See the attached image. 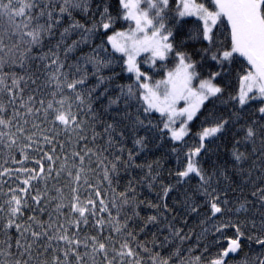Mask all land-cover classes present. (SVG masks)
Returning a JSON list of instances; mask_svg holds the SVG:
<instances>
[{
	"label": "trees",
	"instance_id": "1",
	"mask_svg": "<svg viewBox=\"0 0 264 264\" xmlns=\"http://www.w3.org/2000/svg\"><path fill=\"white\" fill-rule=\"evenodd\" d=\"M195 1L215 11L211 0ZM62 3L37 0L33 14L43 10V24L51 12L53 23L39 44H31L7 17L0 18V118L9 122L0 125V264H210L235 237L233 225L244 235L237 252L224 257L225 264H260L264 114L258 109L264 101L241 106L231 99L238 97L241 77L251 71L244 57L234 53L229 60L212 59L213 53L231 49L227 18L213 26L209 42L203 38V21L181 17L177 0H168L160 17L148 8L157 26L164 24L161 32H171L173 47L164 59L149 53L136 59L142 80L150 85L162 81L180 63L177 53L195 65L194 88L219 73L213 83L222 92L202 104L183 140L174 141L164 128L165 116L145 111L141 83L127 70L124 54L108 41L132 26L120 0H87L86 11L71 8L70 15L59 11ZM105 7L112 17L109 29L102 27ZM96 55L110 61L98 72L88 62ZM82 78L83 84L67 88ZM61 99L76 116L68 126L54 121L47 109L50 101L59 108L55 102ZM221 119L227 121L224 129L206 139L197 157L209 184L195 174L179 178L186 154L200 143L198 133ZM250 126L257 134L245 139ZM205 190L222 208L214 217ZM13 195L21 200L14 216L8 203ZM73 203L88 209L83 217L72 210ZM152 216L156 219L149 221ZM98 242L106 244L105 251L98 250ZM124 244L134 256L120 255L128 251Z\"/></svg>",
	"mask_w": 264,
	"mask_h": 264
},
{
	"label": "snow or ice",
	"instance_id": "2",
	"mask_svg": "<svg viewBox=\"0 0 264 264\" xmlns=\"http://www.w3.org/2000/svg\"><path fill=\"white\" fill-rule=\"evenodd\" d=\"M150 9H155L156 17H160L163 7L168 6V0H147ZM183 9L179 12L181 17L185 15H196L200 20L203 21V38L209 42L212 41V27L221 20V17H226L228 24L230 25V36H231V49L225 50L222 53H213L212 59L216 60L218 56L222 60H229L233 57L234 53H239L240 56L244 57L248 64L251 66V71L241 77V90L238 97H231L233 100H237L241 106L246 105L249 100L260 99L264 101V0H213L215 5V11H210L203 3H196L195 0H181ZM120 4L123 9L126 10L125 18L134 19L136 21L137 28L129 36H127L126 42L120 44L117 42L115 37L125 36L123 32H117L114 36H109L108 41L112 44V47L117 52L124 53L127 56L126 64L128 71H135L137 76L143 75L135 65V57L140 51H151L153 58L164 59L166 55L172 50V44L168 42L171 32L167 35H163L161 30L164 28V24L161 23L158 28L152 31L149 37L144 32L145 27L153 25V19L149 17L147 10H140V0H120ZM37 6V0H0V18L7 17L9 22L13 25L14 29L21 30L22 35L30 37L31 44H39L45 33H50L53 28L52 13L48 12V21L46 23H40V17L44 15L43 10L38 14H33L32 9ZM84 7L87 10V0H63L59 11L61 13H70L71 8ZM19 18V22H17ZM107 18V22L102 23L104 29H109L112 24V17L108 14V8L105 7L101 12V20L104 21ZM58 22V21H57ZM143 25V26H142ZM73 27H80L79 24L73 25ZM153 27H155L153 25ZM68 32V29L64 30ZM87 31H92L88 29ZM136 32H144L143 39L136 37ZM130 42V43H129ZM76 41L73 42V46L76 45ZM71 46L67 51H71ZM207 51V50H206ZM180 59V64L177 68L176 73H169L168 79L158 82L164 84L165 90L163 98L161 99L160 94L157 91H153L148 87L147 84L141 85L142 88L147 89V93L143 95L144 101L148 104L145 111L155 109L162 115L167 114L169 119L164 124L165 129H169L171 138L174 141H182L184 136L187 134V123L192 121L196 116L197 111L200 109L204 101L211 97L217 96L222 92V89L213 83V79L219 75V73H212V77L200 81L199 87H192V80L196 76L194 71L195 65L192 63H186V57L183 53H177ZM88 62L92 63L98 72L100 67L106 66L110 61H103L98 55L89 57ZM53 64L57 61L53 60ZM59 71V69H57ZM55 75V74H54ZM103 79V78H101ZM16 81H13L15 84ZM83 78L80 80H73L67 83L68 89H75L78 84H83ZM10 91V90H9ZM131 93V88H129ZM55 95V94H54ZM76 99L80 100L81 96L76 95ZM184 99L188 103V106L177 111L175 109V103L177 100ZM60 105L59 108L54 107V102H49L47 109L51 110V115L54 117V121H58L60 124L68 126L71 122L76 120V116L71 112V105L68 109H64L65 100L61 99L56 101ZM111 103H116L115 100ZM2 110V109H0ZM31 111V109H29ZM47 111V110H46ZM258 111L264 114V106H261ZM186 116V119L181 123L179 129L171 127L176 123V117ZM9 124L3 118H0V125L7 127ZM226 120H218L215 124L208 127H204L199 136V145L190 149L186 154V165L184 170L177 173L179 178L189 177L190 174H195L203 184H209L210 177L206 176L203 168L197 159L201 150L205 148V141L209 138H214L218 133L222 132ZM256 130L253 127H248L246 131L245 139L252 138L256 135ZM4 133L0 132V136ZM142 141L137 140L136 143L140 144ZM173 151H176L174 148ZM242 154H237L236 159H241ZM51 159V157H49ZM79 179V177H77ZM28 180L24 183L28 184ZM170 191L169 187L163 188L164 196ZM123 196V193L121 194ZM205 195L211 197L209 201L210 212L214 217L216 214L222 212V208L219 206V201L216 197H213L211 193L205 190ZM34 199H36L34 197ZM10 205L9 211L14 216L20 211L21 200L17 196L13 195L11 200L8 202ZM88 204H92L91 200L87 201ZM103 204V201H101ZM127 203V201H125ZM72 210L79 212L80 216L83 217L85 212L88 211L85 207H80L77 203L72 204ZM166 207V205H165ZM193 211L196 209L193 208ZM156 217H149V221L155 220ZM12 221L9 220L8 226H11ZM226 226V225H225ZM19 227V225H17ZM236 230L234 238H230L227 243L228 247L219 253L217 258L210 261V264H225L224 257L230 253L237 252L240 248V241L243 232L238 226L233 225ZM217 231H220L218 228ZM34 236L38 235L33 233ZM59 239L67 240V236H60ZM93 242L97 243L96 239L93 238ZM19 243V242H18ZM257 243L264 245V240L258 239ZM123 248L128 249L126 253L121 252L120 255L134 256L135 253L129 248L128 244L122 245ZM106 244L98 242V250L105 251ZM96 251L97 249H93ZM79 259V257H77ZM199 257L196 258L199 261ZM16 264H20L19 261ZM135 264H139L136 261ZM155 264V260H154ZM160 264H168L167 260H163ZM260 264H264V259H261Z\"/></svg>",
	"mask_w": 264,
	"mask_h": 264
},
{
	"label": "rangeland",
	"instance_id": "3",
	"mask_svg": "<svg viewBox=\"0 0 264 264\" xmlns=\"http://www.w3.org/2000/svg\"><path fill=\"white\" fill-rule=\"evenodd\" d=\"M178 1V4L180 5V10H179V12L183 9V5H182V3H181V0H177ZM212 2H213V0H211ZM157 2H158V0H157ZM196 2V1H195ZM143 4L147 7V9L146 8H144L143 7ZM214 4V3H213ZM215 6V5H214ZM148 8H149V4H148V2H147V0H140V10L141 11H145V10H147L148 12H149V14H150V10H148ZM163 8H165V7H163ZM125 10V9H124ZM216 10V9H215ZM125 13H126V10H125ZM185 16H188V17H190V16H196V15H185ZM150 17V16H149ZM127 20H129V21H131L132 22V26H131V28L129 29V30H122V31H118V32H123V33H125V36H118V37H115L116 38V40H117V42L118 43H120V44H124L125 42H126V39H127V36H129V35H131L135 30H136V28H137V25H136V21L134 20V19H127ZM157 24L158 23H155L154 21H153V25L155 26V27H153V25H149V26H147V27H145V29H144V32H146L147 33V35L150 37L151 36V33H152V31H154L155 30V28H158V26H157ZM143 26V25H142ZM213 28V27H212ZM144 32H136V37L138 38V39H143V37H144ZM162 33V32H161ZM163 35H165L164 33H162ZM115 34H113L112 36H114ZM130 43V42H129ZM112 45V44H111ZM117 52V51H116ZM118 53H121V52H118ZM145 53H149V54H151L152 55V53H151V51H140L139 52V54L138 55H136V57H135V65H136V59L140 56V55H142V54H145ZM122 54H124V53H122ZM124 56H125V59H126V61H127V56L124 54ZM153 57V56H152ZM187 63V62H186ZM180 64V63H179ZM179 64L173 69V70H171L169 73H176V71H177V68H178V66H179ZM136 67H137V65H136ZM127 70H128V66H127ZM131 73H133L136 77H137V79L139 80V82L141 83V85H143V84H147L148 85V87L149 88H151L153 91H157L158 92V94H160V96H161V99L163 98V93H164V90H165V86H164V84H159V86L157 87V85H158V83L157 84H154V85H150V84H148L146 81H144V80H142L141 78H140V76L138 77L137 76V73L135 72V71H132ZM168 73V74H169ZM168 74L165 76V78L162 80V81H164V80H167L168 79ZM193 87V86H192ZM199 87V85L196 87V88H198ZM241 87H242V85H241ZM143 90H144V94H146L147 93V89H145V88H143ZM240 90H241V88H240ZM205 102V101H204ZM188 103H190V101H188V102H186L184 99H180V100H177L176 101V103H175V109L177 110V111H179L180 109H183V108H185V107H187L188 106ZM146 105L148 106V104L146 103ZM202 106V105H201ZM151 110H155V109H151ZM156 111V110H155ZM156 112H159V111H156ZM160 113V112H159ZM197 114V113H196ZM164 116H165V118H166V122H168V119H169V117H168V115L167 114H164ZM186 119V116H179V117H176V123L174 124V125H171V127H173V128H176V129H179V127H180V125H181V123L184 121ZM190 122L191 121H188V123H187V129H189V124H190ZM169 130V129H168ZM170 132V131H169ZM188 132V131H187Z\"/></svg>",
	"mask_w": 264,
	"mask_h": 264
}]
</instances>
